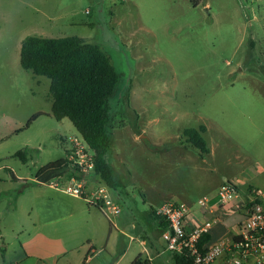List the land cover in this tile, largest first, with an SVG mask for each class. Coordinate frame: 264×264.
Masks as SVG:
<instances>
[{
    "label": "rangeland",
    "instance_id": "374dc122",
    "mask_svg": "<svg viewBox=\"0 0 264 264\" xmlns=\"http://www.w3.org/2000/svg\"><path fill=\"white\" fill-rule=\"evenodd\" d=\"M198 1L0 0L1 219L17 225L26 220L7 214V198L28 186L11 184V174L33 176L66 157L78 135L69 119L53 117L50 79L22 68L28 36L83 38L99 45L121 74L109 100L108 159L123 192V213L109 221L126 228L135 218L148 237L134 241L118 264L133 263L142 239L154 257L148 261L143 253L146 264H175L148 224L157 202L193 201L191 209L202 219L197 201L207 191L231 181L245 192L241 173L264 168V0ZM201 125L210 149L203 157L183 136L184 129ZM250 183L263 186L264 172ZM111 228V255L96 247L91 264H114L131 242Z\"/></svg>",
    "mask_w": 264,
    "mask_h": 264
},
{
    "label": "crops",
    "instance_id": "0c3cea01",
    "mask_svg": "<svg viewBox=\"0 0 264 264\" xmlns=\"http://www.w3.org/2000/svg\"><path fill=\"white\" fill-rule=\"evenodd\" d=\"M184 149L187 150V147H184ZM251 169L253 171L250 173H246L250 168L241 173V183L246 185L244 190L254 186L250 183V180L264 172V168L261 165L257 166V168L251 167ZM36 172L33 176L11 174L12 179L9 181L11 184L18 185L23 181L24 185L28 186L27 188H22L23 190L20 191L19 197L14 194L13 198H7L8 210L10 209L7 214L9 213L12 216L14 214L24 215L26 220H24L22 225H17L11 222L8 217L0 218V222H2L0 226V251L3 252L0 264H91L95 259L92 254L96 247L99 248L100 253L107 251L111 255L108 247L112 235L111 227L113 226L124 236H130L131 241L125 246L114 263L118 264L132 251V243L134 241H138L139 237H148L146 229L135 218L126 227L127 229L123 225L120 227L117 222L110 223L109 220L114 216L108 218L97 206L89 205L82 197L67 194L63 190L53 188L48 184L38 183L35 178ZM65 177L67 175L63 176V179ZM116 182L118 186L111 189L95 173L85 176L88 190L94 191L97 188H105L110 199L118 206H122L120 199L123 200L121 197L123 192H119L120 184L117 180ZM221 185L222 183L217 186L215 193L211 194V191H207L203 196L215 198ZM256 187L264 188V185ZM114 192L116 195L113 194ZM26 196L30 199L29 203L18 202L20 197ZM170 200L176 201L170 198L162 203L157 202L159 205L152 208L147 215L148 224H152L153 230H158L160 235L161 220L156 218L153 210ZM180 201L190 206L193 205V201H186V199H181ZM3 205H6V202H0V207ZM120 208L121 212L119 214H122L123 209L122 207ZM228 210L230 213L225 217H221L223 215L221 214L222 209L217 211L216 215L219 216L220 220L210 231L211 242L230 237L237 231L239 224L243 220L244 209L242 206L232 204L230 208L228 207ZM1 214L6 213L1 212ZM205 216L210 217L211 214H205ZM121 219L123 218H120V223ZM124 223L122 222L121 224ZM130 230L135 231L137 236L130 235ZM145 242V239L140 241L142 249L137 253L136 258L141 257L144 259L143 253H145L148 261H151L154 257L151 256V252L145 246Z\"/></svg>",
    "mask_w": 264,
    "mask_h": 264
},
{
    "label": "trees",
    "instance_id": "16d2710c",
    "mask_svg": "<svg viewBox=\"0 0 264 264\" xmlns=\"http://www.w3.org/2000/svg\"><path fill=\"white\" fill-rule=\"evenodd\" d=\"M194 6L198 0H191ZM255 44L252 40V46ZM264 55V53H262ZM261 55V56H262ZM261 71L264 74V62L261 57ZM20 64L23 69L35 75L50 79V95L52 100V115L61 121L69 119L81 136L93 156V173L108 187L118 186L114 171L108 159L110 150V133L108 124L109 100L115 94L121 74L112 65L108 55L97 44L72 36L62 38H47L28 36L21 46ZM42 113L34 114L28 125ZM207 131L205 125L199 128H186L183 136L203 157L210 149L204 138ZM76 175V167L66 157L50 162L37 170L35 178L38 183L47 184L59 179L64 182ZM156 218V210H153ZM161 234L168 225L160 219ZM210 235L204 234L201 243L209 242ZM175 264H192V258L184 254H173ZM132 264H146L144 259L137 257Z\"/></svg>",
    "mask_w": 264,
    "mask_h": 264
},
{
    "label": "built area",
    "instance_id": "2783aa9c",
    "mask_svg": "<svg viewBox=\"0 0 264 264\" xmlns=\"http://www.w3.org/2000/svg\"><path fill=\"white\" fill-rule=\"evenodd\" d=\"M69 160L76 167V175L65 182L55 179L49 186L65 193L82 197L89 205L97 206L108 218L121 212L105 188L88 190L85 176L93 173L94 160L81 136L70 140ZM234 182L223 183L215 198L203 196L198 199L203 218H199L191 206L181 201H167L156 209V215L165 221L167 229L161 234L166 249L172 254L186 253L192 264H264V188L252 186L242 194ZM240 205L244 218L237 231L225 239L201 243L204 234H210L219 222L216 215L222 209L221 217L229 215L228 207ZM205 214H211L206 217ZM213 215V217H212Z\"/></svg>",
    "mask_w": 264,
    "mask_h": 264
}]
</instances>
